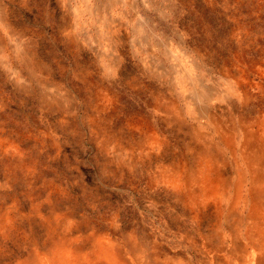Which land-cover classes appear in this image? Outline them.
<instances>
[{
    "label": "rangeland",
    "instance_id": "1",
    "mask_svg": "<svg viewBox=\"0 0 264 264\" xmlns=\"http://www.w3.org/2000/svg\"><path fill=\"white\" fill-rule=\"evenodd\" d=\"M0 264H264V0H0Z\"/></svg>",
    "mask_w": 264,
    "mask_h": 264
}]
</instances>
